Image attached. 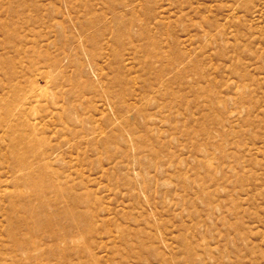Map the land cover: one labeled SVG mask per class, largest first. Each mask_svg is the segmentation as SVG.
I'll return each instance as SVG.
<instances>
[{"label": "rangeland", "instance_id": "374dc122", "mask_svg": "<svg viewBox=\"0 0 264 264\" xmlns=\"http://www.w3.org/2000/svg\"><path fill=\"white\" fill-rule=\"evenodd\" d=\"M0 264H264V0H0Z\"/></svg>", "mask_w": 264, "mask_h": 264}]
</instances>
